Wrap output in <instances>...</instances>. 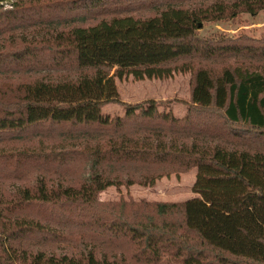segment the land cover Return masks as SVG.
I'll list each match as a JSON object with an SVG mask.
<instances>
[{
	"label": "trees",
	"instance_id": "trees-1",
	"mask_svg": "<svg viewBox=\"0 0 264 264\" xmlns=\"http://www.w3.org/2000/svg\"><path fill=\"white\" fill-rule=\"evenodd\" d=\"M12 6L0 7V35L48 27L6 39L22 47L0 55V75L47 74L0 87V264H264V37L198 34L259 14L264 0ZM175 72L192 74L184 116L154 99L122 103L116 78ZM111 103L124 114L104 113ZM193 168L201 197L99 199ZM52 243L75 250L51 252Z\"/></svg>",
	"mask_w": 264,
	"mask_h": 264
},
{
	"label": "rangeland",
	"instance_id": "rangeland-1",
	"mask_svg": "<svg viewBox=\"0 0 264 264\" xmlns=\"http://www.w3.org/2000/svg\"><path fill=\"white\" fill-rule=\"evenodd\" d=\"M17 0H6L0 7L11 8L12 4ZM43 30L34 27L7 31L0 35V55H6L9 51L15 48H21L20 44L17 47H10L7 43L5 46L3 42L8 38L14 37L15 39L25 36L30 39L31 35H40L48 26H41ZM202 37H212L215 34H224L230 37H240L248 35L254 39L264 37V10L257 15L249 13L240 14L237 18L232 20H223L217 22H207L198 31ZM22 68V67H20ZM8 71L0 75V87L13 85L14 87L19 83L30 80L35 75H45V72H29V71ZM57 72H52L50 75H55ZM116 83L120 93V99L125 103L135 104L148 101L150 99L156 100L161 103L160 109L172 110L177 116H184L187 111L188 104L191 99L192 89V74L190 72H175L171 77L164 79H143L138 80L132 74L126 75L124 78H116ZM103 112L110 115H123L125 110L124 106L120 103H111L103 107ZM41 136L34 137L35 145H39L38 141ZM59 139V138H57ZM44 144L55 142V138L43 137L41 140ZM57 141V140H56ZM197 168L190 169L186 173H174L169 177H163L158 180L154 186H141L132 185L130 187L111 186L99 194V199L102 202L119 201L121 199H133L140 201L146 199L147 201H187L192 198L201 197L198 193L193 191V186L196 181ZM34 175L29 174L28 178L31 179ZM58 177V175H51ZM67 177L68 174H65ZM6 187L8 184L15 182L5 181ZM17 185L20 182L15 183ZM11 189L13 187L11 186ZM49 251L62 253L72 252L75 247L66 243H52L45 246ZM82 250V248H78ZM108 249H105L107 251ZM162 264H181L180 260L175 259L163 262Z\"/></svg>",
	"mask_w": 264,
	"mask_h": 264
},
{
	"label": "water",
	"instance_id": "water-1",
	"mask_svg": "<svg viewBox=\"0 0 264 264\" xmlns=\"http://www.w3.org/2000/svg\"><path fill=\"white\" fill-rule=\"evenodd\" d=\"M200 26H202V25L200 24Z\"/></svg>",
	"mask_w": 264,
	"mask_h": 264
}]
</instances>
